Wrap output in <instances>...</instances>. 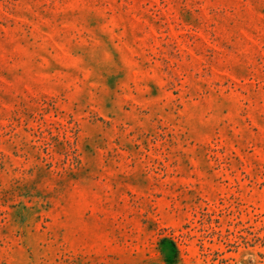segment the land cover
<instances>
[{"label":"rangeland","instance_id":"obj_1","mask_svg":"<svg viewBox=\"0 0 264 264\" xmlns=\"http://www.w3.org/2000/svg\"><path fill=\"white\" fill-rule=\"evenodd\" d=\"M0 264H264V0H0Z\"/></svg>","mask_w":264,"mask_h":264}]
</instances>
